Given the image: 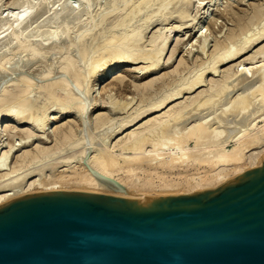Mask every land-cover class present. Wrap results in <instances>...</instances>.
I'll list each match as a JSON object with an SVG mask.
<instances>
[{"label":"bare ground","instance_id":"bare-ground-1","mask_svg":"<svg viewBox=\"0 0 264 264\" xmlns=\"http://www.w3.org/2000/svg\"><path fill=\"white\" fill-rule=\"evenodd\" d=\"M2 1L0 0V70L9 65L7 54L10 51L29 52L31 60L21 58L17 62L20 68L26 67L29 62L37 63L41 59H45L50 53H55L60 55L61 58L57 68L66 74H70L73 77L75 87L81 92L78 90V92H75V88L73 91L71 86H68L59 77H56L59 79L52 81L49 79V82L45 80V83L43 81V84L40 83L38 86L39 82L36 84L37 82L34 83V80L23 75L15 84L14 82L9 84L12 81L8 80V83L1 87L0 146L2 145L1 139L3 135L9 136L15 130L16 123L20 124L25 120L34 124L35 129L39 127L37 129H40L42 134H45L42 136H45L44 138L47 140L49 134L52 133L51 135L55 137V143L53 147L50 145H47L48 147L38 145V143L33 149H26L20 152L19 155H15L17 156L14 161L15 165L10 168H7V165H9L7 160L10 158L9 156L14 155L13 150L16 146L12 145L13 143L11 146L9 143L10 147H6V151L4 150L0 153V178L2 179H0V205L4 201L21 196V194L25 195L23 193L30 191L34 185H38L42 191L62 190L64 187L62 180L66 175L62 171L59 173L55 171V168L62 163L65 166L63 171H69L71 179L74 178L83 183L94 184L98 187L97 193H108L128 198L139 195L135 188L140 185L137 180L140 174H144L145 178L151 175H155L158 178L163 176L161 180L163 182L162 185L165 187L193 181V188L189 191L191 192L196 187L200 190L216 187L224 181L250 169V167L260 166V159L264 156V0H253L254 4H252L254 7L251 6L253 7L251 14H248V10H246V13L242 14L243 16H239L240 20L238 18L239 22L236 23H239L238 30L236 27L233 30L229 28L230 32L227 33L226 31L228 36L224 41L217 39L219 42L215 39L217 44L215 43L216 46L214 44L213 48H216L209 51L211 52L210 57L208 56L209 60L207 59L208 57L206 58L208 63L206 62L207 60L203 61L207 65L206 68L204 67L205 69L199 70L202 65L201 68L196 67L199 71L195 70L197 72H192L195 68L190 67V70L192 69L190 72L194 74L190 76L191 73L183 72L188 76H186L187 79L185 78L182 81L181 77L183 76H181L179 81L182 82L174 81V84L178 83L175 87L173 86V89L169 87L172 84L171 82H173L171 81L167 86L171 91L165 92L154 100H152L155 98H152L154 94L152 96L148 94L151 96V100L150 98L147 100L143 97L146 94L144 90L149 91L148 88L153 87L152 84L155 79H151L152 81L148 80L143 85L144 95L141 94L142 99H137L139 102L133 103L134 95L133 97L129 96V98L131 97L130 100L127 97L126 100L125 97H123L124 100H122V97L117 98L116 94V97L114 94L104 95L107 97L105 100V97L101 95L103 97L100 98L104 100H100L106 103L103 107H107L110 110L107 113L126 114V116L122 117L121 123L119 125L116 124L117 127H114V125L110 126L114 129L107 127L108 131L113 129L110 134H107L108 131L106 130L107 133L105 131L102 136L92 133L94 129L92 128L93 130L91 131L90 127L87 126V123L90 126L87 118L90 121L93 120L92 124L97 129L103 128L105 125L108 126L107 124L111 123L113 115L110 117L109 114L104 112L97 114L93 112L94 116L92 112H89L94 107L89 108L88 105L91 102L85 105L84 99L89 97L88 94L90 95V92L95 91L94 85L103 78L114 76L117 72L116 69L123 63L144 62L147 65L142 68L143 71L150 70L152 66L154 68L155 65L160 64L161 56L167 49V43L173 33L178 34V31L182 29L200 27V24L207 17L206 11L201 16V20H198L197 25H194V19L197 20L200 8H206L208 0H206V4L205 0H104L103 6L96 9L97 11L95 12L91 11L92 1L95 0H76L77 5L68 2V0H11L10 4L5 8V10H9L5 16L2 15ZM194 1L195 3L199 2V4H196V7L199 8V12L195 13L197 15H195L196 18H194V15L191 16V8L194 5ZM246 1L251 4L250 0ZM257 1L258 4H256ZM211 2L215 4L216 0H209L210 7ZM213 4L212 7H214ZM197 8L195 9L197 10ZM216 8L215 10H217ZM231 11L237 13L235 8ZM223 12L227 13L226 10ZM232 12L230 14H233L236 20L239 14L236 16V13ZM217 14L219 13L217 12ZM245 15L250 17V21L245 18ZM223 16H227V14ZM259 17L262 22L259 21L260 19L257 20ZM242 20L248 22V28L251 27L253 24L251 21L254 20L256 22L259 21L258 24L261 22V25H258V27L255 22L256 29L254 27L255 30L248 29V32H246V24L240 28L243 25L240 24ZM172 22L174 24L177 23V25L170 28L161 27L164 25L168 26ZM152 25L159 26L146 39L145 33L148 32L147 30ZM211 25H214V23ZM201 29L202 26L195 31L199 32ZM210 29V32L213 31L212 28ZM207 35L209 37L208 33ZM201 36L199 38H201L200 45H202L198 47H201L200 51L205 52V48L208 46V38L206 39L204 35ZM256 45L258 47L260 45L261 48L257 47V50H253L255 52L251 54V62L248 60L250 62L249 65L247 64L248 67L242 69L243 66H241L240 69L239 66L240 70L237 69V71L233 72L234 69H231L233 66L231 65L229 68V65L228 69L226 67V70H221L228 62L242 53L251 51ZM6 47L8 48L7 50ZM93 51L94 53H92ZM206 53L203 55L207 56L208 53ZM84 57L86 58L85 60L88 59V62L90 60L91 62L87 65L88 68H85L87 71L79 72L81 66H79L78 62L85 61ZM246 58L249 59V57ZM88 62L86 63L88 64ZM83 63L81 64L83 65ZM184 63L185 67H187L186 60H184ZM199 63L202 62L200 61ZM199 63L197 62L196 66ZM180 65H184L182 61ZM84 66L87 67L86 65ZM157 68L159 69V67H156L154 70ZM178 68H181V66ZM178 68L176 67V70ZM187 69L189 68H185V70ZM229 69L232 71H228ZM53 70L50 67L37 72V75L40 78L48 79L50 74L55 73ZM177 71L179 72L180 69ZM161 72L163 73V71ZM174 72L167 70L164 71V74L169 76L170 73ZM179 73L182 75V72ZM164 74L163 77H159L162 81L166 80ZM208 74L212 78L208 79ZM172 75L170 77L176 78L172 79L169 77V79H179L177 77L180 75L174 77ZM216 77L219 78L216 79ZM90 80L93 81V84L88 85L87 83ZM167 81L168 78L165 84ZM118 84H123L122 78L118 79ZM35 85L38 86L37 88H41L37 90L39 91L37 94L41 93V100H37V97L34 99L32 98L33 96L31 97L32 90L36 91L34 89ZM136 85L134 84V88L137 89L139 87L140 89V85ZM203 85L210 86L195 93ZM239 85L241 92L238 88L235 89ZM157 86L156 84L155 87ZM162 86L164 87V84ZM159 87L161 89L160 84ZM234 90L239 91V93L233 94ZM160 92L162 93L163 91ZM138 93L140 94V92ZM86 101L88 100L86 99ZM92 105L96 106V102ZM132 105L134 109L137 106L134 113H131ZM130 107L131 111H129ZM213 108L214 113L216 110L218 112H216L215 116L210 115V112L212 113L210 110ZM205 109L210 112L204 113ZM218 109H220V112ZM202 111L204 114L201 113ZM64 113H73L74 116L78 115V124L74 121L77 126L75 124L74 127L72 123L67 122L66 126L54 127V120ZM8 117H15L14 120H18V122L15 124L6 123L2 130L3 123L7 122ZM118 117L121 118L120 116ZM260 122L261 124H259ZM78 126L80 128L76 129ZM87 127L91 132L87 131ZM20 131H26L24 133L27 134L30 128L29 130L21 129ZM105 133L107 134L106 136ZM100 134L99 132L98 135ZM24 135L19 137L21 139L27 137L25 142H23L24 140L22 141L23 143L20 142V139V143H18L21 144L20 149L30 142V138L36 136L33 131L25 135V137ZM96 136L98 137L96 142H99L103 136L105 138L103 137L102 143L99 144L95 142ZM10 139L12 138H9L7 143ZM47 140L45 141L47 142ZM41 142H44V140ZM190 143H193V145H190ZM230 145L231 147L229 148ZM255 149L256 151H254ZM42 159H45V162H48L47 160L49 159L50 164L47 163L49 166L45 162H41L42 164L39 163L40 165L37 166V161H43ZM34 162H37L36 165H33L35 167L31 166L30 168L29 165L35 164ZM27 166L29 168H25ZM46 166L58 174L53 172V175L51 170V174L48 175L46 173L45 175L44 170L42 171L41 169L46 168ZM78 169L82 171H78ZM35 172L40 173L41 177H31L32 180H29L30 176L34 175ZM122 172L125 175H119ZM172 174L175 175L172 180L167 181L164 179V177H169ZM51 178L60 179L48 181ZM106 178L118 181L126 187V191H121ZM143 181L147 180L143 179ZM145 185H147L146 182L141 184V186Z\"/></svg>","mask_w":264,"mask_h":264},{"label":"water","instance_id":"water-1","mask_svg":"<svg viewBox=\"0 0 264 264\" xmlns=\"http://www.w3.org/2000/svg\"><path fill=\"white\" fill-rule=\"evenodd\" d=\"M0 264H264V156L191 193L53 190L4 201Z\"/></svg>","mask_w":264,"mask_h":264},{"label":"rangeland","instance_id":"rangeland-1","mask_svg":"<svg viewBox=\"0 0 264 264\" xmlns=\"http://www.w3.org/2000/svg\"><path fill=\"white\" fill-rule=\"evenodd\" d=\"M195 1H198V0H195ZM195 1H194V5H193V7L191 8L192 9V13H191V16H195L196 14L195 13H198L199 12V8H197L196 6V4L198 3L199 4V2H197V3H195ZM199 1H201V0H199ZM218 1V2H217ZM242 2V3H240V2ZM10 2H11V0H3L2 1V4H3V7H2V11H3V14L2 15H7V13L9 12V10H5V8H7V5L8 4H10ZM68 2H71V3H73V4H75V5H77V1L76 0H68ZM237 2H238V4H237ZM250 2H251V4H249V1H246V0H216V3L215 4H213L212 2L210 3V5H211V7L209 6V0H208V3H207V1L205 0V4L207 3V6H206V8H204V9H201L200 8V12L199 13H201L200 15H199V13L196 15L198 18H196V16L194 17V18H196L197 20H195L194 19V25H197V23L201 20V16H203L204 15V11H206V15H207V17L205 18V20L202 22V24H200V27L202 26V29L199 31V32H197V31H195V30H197V29H199L200 27H198V26H196V28L195 29H182V30H180V31H178L179 33L178 34H175V33H173L172 34V37H171V39H170V41L167 43V49L165 50V52L163 53V55L161 56L162 58L160 59L161 61H159L160 62V64H157V65H155L154 66V68H152L151 67V69L150 70H142V68H144V66H146L147 64L146 63H144V62H137V63H134V64H127V63H123L120 67H118L117 69H116V73H115V75L114 76H112V77H110V78H103V79H101V80H99V82L96 84V85H94V88H95V91L94 92H90V95L88 94V96L89 97H87L86 96V94H85V96L87 97V98H85L84 100L86 101V99L88 100V101H84V103H85V105H87V104H89V102H91L88 106H89V108H92V107H94V109L93 110H89V112H94L95 114H97V113H107L108 111H110L109 110V108L107 109V107H103V106H105L106 105V103H103L104 101H102V100H106V98L107 97H105L106 95L107 96H109L110 94H114V96L116 97V95H117V98H120V97H122V100H124V98L123 97H125V100H126V97L127 98H129V96H131V97H133V95H134V102L133 103H135V102H139L138 100H139V98H141V94L142 95H144V93H146L143 97L144 98H146L147 100H149V98L152 96V94H154V96H152V98L153 97H155V98H153L152 100H154V99H156L157 97H159V96H161L162 94H164L165 92L167 93V92H169V91H171L170 90V88L171 89H173L176 85H177V83L178 82H182V81H184L185 80V78L187 79V75H185L186 73L187 74H190V76L191 75H193L192 74V72L193 71H195V70H197V68H201V66H202V68L201 69H199V70H202V69H205L206 68V66L207 65H205L206 64V62L208 63V60H209V55H210V53L211 52H209V51H211V49H215V48H213L214 46H216V40L217 39H219V40H221V41H224V39L225 38H227V33H229L230 31H229V28L230 29H232L233 30V28L234 27H236V29L238 30L239 29V23L238 24H236L237 22H239L238 20H240V18H239V16H243L242 14L243 13H246V10H248V14L250 13L251 14V9L254 7L253 6V4H254V1L253 0H250ZM103 3H104V0H95V1H92V6H91V11L92 12H95V11H97L96 9H98V8H100V7H102L103 6ZM245 3V4H244ZM253 3V4H252ZM212 4L214 5V7H212ZM231 4V5H230ZM256 4H258V1L256 2ZM228 5H230V6H228ZM218 6V7H217ZM251 6H253V7H251ZM210 7V8H209ZM217 7V8H216ZM227 7H232L233 9L235 8V11H237V13L236 12H234V13H236V20H235V17L233 16V14H230L232 11L231 10H233L232 8L230 9V8H227ZM264 7V6H263ZM194 8V9H193ZM195 8H197V10L195 9ZM207 8H209V10H207ZM215 8L217 9V10H215ZM229 11H228V10ZM215 10V11H214ZM224 10H226L227 11V13L226 12H223ZM264 10V9H263ZM231 11V12H230ZM242 11H244V12H242ZM208 12V13H207ZM214 12V13H213ZM217 12L219 13V14H217ZM230 12V13H229ZM232 12V13H233ZM238 12H240L241 13V15H240V13H238ZM227 14V16L229 17V16H231V17H229V19H228V17L227 16H223V15H226ZM222 15V16H221ZM235 15V14H234ZM214 19H217V20H214ZM227 19H226V18ZM239 18V19H238ZM245 18L247 19L248 18V20L250 21V17L249 16H247L246 17V15H245ZM214 20V22H213V20ZM238 19V20H237ZM245 19V20H246ZM260 19V20H259ZM199 20V21H198ZM212 22H211V21ZM233 20V21H232ZM245 20H242V21H240V24H243V25H241V27L240 28H242L243 26H244V24H248V20H246V21H248V22H246ZM252 20V19H251ZM257 20H259V21H261V18L259 17ZM259 21H251L253 24V26L251 25V23H250V25H251V29L250 28H248V25H247V29H245V27H244V29L245 30H247L246 32H248V29L249 30H255L256 29V26H255V24L257 23V26L258 25H261V22H260V24H258L259 23ZM217 22V23H216ZM234 22H235V24L237 25H235L234 24ZM241 22H243V23H241ZM246 22V23H245ZM256 22V23H255ZM213 24L214 23V25H211V24ZM218 24V25H217ZM174 25H177V23H175L174 24V22H172V23H169L168 24V26L167 25H164V26H161V27H172V26H174ZM235 25V26H234ZM158 26L159 25H152L147 31L148 32H146L145 33V38L146 39H148L151 35H152V33L158 28ZM212 26V27H211ZM214 26V27H213ZM206 27V28H205ZM254 27H255V29H254ZM259 27V26H258ZM210 28H212V30L213 31H209V29ZM222 28V29H221ZM253 28V29H252ZM206 29V30H205ZM235 29V28H234ZM166 30V29H165ZM205 30V31H204ZM211 30V29H210ZM194 31V32H193ZM218 31H220V32H218ZM221 31H223V32H221ZM226 31H227V33H226ZM177 32V31H176ZM200 32H202V34H200ZM204 33V34H203ZM207 33L209 34V37H208V35H207ZM199 34H200V36L201 35H204V36H206V39L208 38V40H207V44H208V46H207V48H205L206 50H205V52H203L202 50L200 51L199 49L201 48H199L198 46L200 45V42H201V38H202V36H201V38H199L200 36H199ZM210 34H211V36H210ZM226 35V37H224ZM241 35V34H240ZM239 35V36H240ZM204 36H203V38H204ZM217 38H216V37ZM220 36V37H219ZM242 36V35H241ZM197 37H198V39H197ZM215 37V38H214ZM219 37V38H218ZM216 39V40H215ZM196 40V41H195ZM203 40V39H202ZM219 40H217V41H219ZM203 42V41H202ZM220 42V41H219ZM198 43V44H197ZM216 43V44H215ZM264 43V42H263ZM215 44V45H214ZM262 44V43H261ZM260 44V45H261ZM193 45V46H192ZM197 45V46H196ZM202 45V44H201ZM200 45V46H201ZM214 45V46H213ZM260 45H259V47H258V45H256L251 51H247V52H245V53H242V54H240L238 57H236L235 59H233L232 61H234V62H232V61H230V62H228L226 65H225V67L223 66L222 68H221V70L223 69V71L224 70H226L225 68L227 67V69H228V66H229V68L231 67V65L234 67H236V69H235V67L233 68H231V69H234L233 70V72H235V71H237V69L238 70H240L241 69V66H243L242 67V69L243 68H246V67H248V65L250 64V62H251V60H250V57H251V54H253L252 52H255V51H253V50H255L257 47L258 48H261L260 47ZM264 45V44H263ZM262 46V45H261ZM198 48V49H197ZM257 48V49H258ZM8 48L6 47V50H7ZM256 49V50H257ZM197 50V51H196ZM199 51V52H198ZM206 51H207V53H208V55L207 56H205V55H203L204 53H206ZM215 51V50H214ZM200 52H202L201 54H200ZM74 53H76V52H74ZM92 53H94V51L92 52ZM206 53V54H207ZM214 52H213V50H212V54H213ZM93 56V55H92ZM209 56V57H208ZM86 57V56H85ZM84 57V60L87 58H85ZM201 59H204V60H201ZM208 57V58H207ZM246 57H249V59L248 58H246ZM7 58L9 59V65L7 66V67H5L3 70H0V90H1V87H3V85H5V83L7 84L8 83V80H11L12 82L11 83H9V84H12L13 82H14V84H15V82L17 81H19L20 79L19 78H21V76H25V77H27L28 76V78H30L31 80H34L33 82L34 83H36V84H38V82H39V84H38V86L40 85V83L41 84H43V83H45V80H49L50 79V81H52V80H56V79H59V78H62L64 81H65V83L68 85V86H71V88H72V90L74 91L75 89V92H78V91H80L81 92V90H79L77 87H75V84L73 83L74 81H73V77L70 75V74H66L65 72H63L62 70L60 71L59 70V68H57V66L59 65V60L61 59L60 58V55H56L55 53H50L45 59H41L40 61H38L37 63L36 62H29V63H27V66L26 67H24V68H20L19 67V63H17L19 60H21V58H24V59H28L29 61L31 60V56H30V54H29V52H19V51H10V52H8V54H7ZM208 60H207V59ZM83 59V58H82ZM246 59H247V61H246ZM258 60H261L260 58H257ZM184 60H186V64H187V67L189 68V69H187V70H185V68H187V67H185V63H184ZM199 60V61H198ZM207 60V61H206ZM250 62H249V61ZM80 61V60H79ZM86 62H88V59L87 60H85ZM85 61H82V62H84L83 63V65L81 64L82 62L80 61V62H78V64H79V66H81L80 68H81V70H80V68H79V66H78V68H79V72H82L83 70L84 71H87L86 69L88 68V66L87 65H89L90 64V62H91V60L88 62V64L85 62ZM183 62V66H184V69H183V66L182 65H180V62ZM202 62V63H199V62ZM203 61H206V62H203ZM244 61V62H243ZM188 62V63H187ZM199 63L200 64V66H199V64H197L198 66H196V63ZM241 62H243L242 64H241ZM36 63V64H35ZM205 63V64H204ZM77 64V65H78ZM144 64V65H143ZM182 64V63H181ZM241 64V65H240ZM248 64V65H247ZM84 65H86L87 67H85ZM181 66V68H178V67H180ZM244 65H245V67H244ZM193 66V67H192ZM239 66H240V69H239ZM50 67H52L54 70V72H52V73H54V74H50L51 75V77H50V75L47 77L48 79H43V78H40L37 74V72H40V71H42V70H46V69H48V68H50ZM156 67H159V69L157 68L156 70H154ZM167 67V68H166ZM176 67L178 68L177 70H179L180 69V71L179 72H182V75H180L181 73H179L177 70H176ZM190 67L191 68H195L194 70H192V72H190L191 70H190ZM197 67V68H196ZM205 67V68H204ZM238 67V68H237ZM86 68V69H85ZM103 68V67H102ZM163 69V70H162ZM176 70V72H178V73H176V72H174L175 70ZM185 70V71H183V70ZM231 69H229L228 71H230ZM154 70V71H153ZM158 70V71H157ZM170 71V70H172L174 73H170V75L169 76H166V74H164V71ZM188 70H189V72H188ZM199 70H197V71H199ZM152 71V72H151ZM161 71H163V73L161 72ZM197 71H195V72H197ZM232 71V70H231ZM183 72H186V73H183ZM87 73V72H86ZM176 73V75H174ZM163 74L165 75L164 77L166 78V80H167V78H168V81H169V83H168V81L166 82V84H165V81H162L161 79H159V77H163ZM173 74V75H172ZM184 74V75H183ZM179 76V77H177V78H179V79H176V80H171V79H169V77L170 76ZM181 76H183V77H181ZM187 76V77H186ZM56 77H59V78H56ZM119 77V78H118ZM180 77H181V79H183L182 81H179V80H181L180 79ZM123 79V84H118V79ZM159 80H158V79ZM170 78H172V77H170ZM174 78H176V77H174ZM174 78H172V79H174ZM207 78L208 79H210V78H212V76L211 75H207ZM217 78H219V77H216V79ZM19 79V80H18ZM35 79H37V80H35ZM38 79H40L39 81H38ZM151 79H155V81H156V83H155V81L153 82V84H152V86L153 87H150V88H148V90L151 92H149V91H146V90H144L143 89V85H145L147 82H148V80H150V81H152ZM15 80V81H14ZM178 80V82H176V84H174L175 82L174 81H177ZM44 81V82H43ZM46 81V82H47ZM89 81V80H88ZM92 80H90V82L89 83H87L88 85L89 84H93V81L91 82ZM158 81V82H157ZM171 81H173V82H171ZM210 81V80H209ZM10 82V81H9ZM43 82V83H42ZM49 82V81H48ZM146 82V83H145ZM161 82V83H160ZM164 82V83H163ZM170 82L172 83L171 85H169L170 84ZM86 83H85V85H86ZM155 83V84H154ZM208 83V82H207ZM134 84L136 85H140V89H139V87L137 88V89H135L134 88ZM156 84L158 85L157 87H155L156 86ZM159 84H160V86H161V89H160V87H159ZM164 84V87H165V85H166V87L169 85V87H163L162 85ZM74 85V86H73ZM87 85V86H88ZM136 85V86H137ZM155 85V86H154ZM36 87H34V89H36V91H34V90H32V93H31V97L34 99V98H36L37 97V100L38 99H40V94H37L39 91H37L39 88H37L38 86L37 85H35ZM174 86V87H173ZM204 86V87H203ZM203 86H201V87H199L197 90H196V92L195 93H197V92H200V91H202V89H207L210 85H203ZM208 86V87H207ZM100 87V88H99ZM162 87H163V89L164 90H166V91H164L163 89H162ZM207 87V88H206ZM75 88V89H74ZM158 88V89H157ZM169 88V89H168ZM238 88V90L241 92V88H240V85H239V87L237 86L235 89H237ZM41 89V88H40ZM141 90V91H139V90ZM160 89V90H159ZM78 90V91H77ZM143 90H144V93H143ZM158 90H159V92H158ZM168 90V91H167ZM41 91V90H40ZM146 91V92H145ZM160 91H163L162 93L160 92ZM237 90H234V92H233V94H238L239 93V91H237ZM33 92H35L36 94H37V96H36V94L34 93L33 94ZM138 92H140V94L138 93ZM142 92V93H141ZM108 93V94H107ZM116 94V95H115ZM139 94V95H138ZM148 94H151V96L150 95H148ZM101 95H105L104 97V99L103 98H100V97H103V96H101ZM146 95H148V96H146ZM195 95V94H194ZM146 96V97H145ZM39 97V98H38ZM130 97V98H131ZM42 98V97H41ZM89 98V99H88ZM130 98L128 99V100H130ZM100 99H102V100H100ZM138 99V100H137ZM142 99V98H141ZM140 99V100H141ZM41 100V99H40ZM108 100V99H107ZM150 100H151V98H150ZM88 102V103H87ZM96 102V106H94V105H92V104H94ZM98 103V104H97ZM90 105H91V107H90ZM136 105V104H135ZM88 106H87V108H88ZM107 106H108V104H107ZM131 107H133V109H134V106L132 105ZM131 107H130V109H129V111H131ZM136 108H137V106L135 107V109L133 110L132 109V111H131V113L133 112L134 113V111L136 110ZM204 111V110H203ZM203 111L201 112L202 114H204V113H206L207 114V112L209 113L210 111H212V113L210 112V115L211 116H215V114H217L218 112H217V110H216V112L214 113V108L212 109V110H206L205 109V111H204V113H203ZM218 111L220 112V109H218ZM93 113V115L95 116V114ZM114 112H112V113H107V114H109L110 115V117L112 118L111 119V123L110 124H107L108 126H104L103 128L105 129H103L102 127L101 128H95L93 125L94 124H92L93 123V120L92 121H90L89 120V118H87L88 120H87V122L89 121L90 123V126L88 125V123H87V126L88 127H90V129H91V131L93 130V132L92 133H96V135L97 136H102V133H104L106 130L108 131V128L107 127H110L111 125L113 126L114 125V127H117V125H119L120 123H121V121H122V117H124V116H126V114L124 115V114H119V113H114ZM130 113V114H131ZM117 116H116V115ZM58 115H60V114H58ZM115 115V116H114ZM118 116H120L121 118H119ZM129 116V115H128ZM77 117V118H76ZM76 118V119H75ZM78 118H79V116L78 115H76V116H74L73 115V113H64V114H62V115H60V117L58 118V119H56V120H54V122L53 123H55V125H54V127H56V126H63V125H67V122H69V123H72V125L74 126L76 123H77V120H78ZM126 118V117H125ZM15 119V117L13 118V117H8L7 118V122H5V123H3V126H2V130L4 129V127H5V124L6 123H16V122H18V120L16 121V120H14ZM121 119V120H120ZM76 123H75V122ZM29 121H27V120H25V121H23V123H16V128H15V130L14 131H12L11 132V134H9V136L8 135H6L5 133V136L3 135V138L1 139L2 141H1V146H0V153H2V151H6V149L8 148V144L10 143V145L12 144V145H14V146H16L15 148H14V150H13V156H9L10 158H8V162H7V164H9V165H11V166H9V165H7L8 167L7 168H10V167H13L12 165H15L14 164V161L16 160V158H17V156H15V155H19V153L20 152H22V151H24V150H26V149H33L34 147H35V145L36 144H38V145H45L46 147H48L47 145H50V146H52L53 147V144L55 143V140H54V138L55 137H53V135H51V134H49V137H48V140L47 139H45L44 137L45 136H42V135H45V134H42V131H40V129H37V128H39V127H36V129H35V125L34 124H32V123H28ZM74 123V124H73ZM78 124V123H77ZM77 124L75 125V126H77ZM117 124V125H116ZM259 124H261V122L259 123ZM92 125V126H91ZM116 125V126H115ZM33 126V127H32ZM74 126V127H75ZM87 127V128H88ZM29 128H30V131H27L28 133H32V131H33V133H34V135H36V136H34V137H32V138H30V142H28V144L27 145H25L24 147H22V149H20L21 147V144H18V143H20V142H22L23 140V142H25V139H27V137H25V135H27V134H25L24 132H26V131H20L21 129H27V130H29ZM34 128V129H33ZM80 128V126H78V128H76V129H79ZM93 128V129H92ZM110 128H113V127H110ZM32 129V130H31ZM90 129L88 128V130L87 131H89V132H91L90 131ZM96 129V130H95ZM103 129V130H102ZM114 129V128H113ZM113 129H112V131H113ZM100 130V131H99ZM86 131V133L88 134V132ZM97 131H98V134H99V132L101 133L100 135H98L97 134ZM103 131V132H102ZM107 131H106V133H107ZM110 131H111V129H110ZM110 131H108V133L107 134H110ZM111 131V132H112ZM36 132V133H35ZM21 133H22V135H24V137L25 138H19V137H23L22 135H21ZM24 133V134H23ZM105 133V136L107 135ZM15 135V136H14ZM37 135H39V136H37ZM14 136V137H13ZM96 136V139H95V142L97 141V137ZM8 137V138H7ZM38 137H40V138H38ZM104 137V136H103ZM103 137H101L102 139H103ZM7 138V139H6ZM9 138H12V139H10V141L7 143V141L9 140ZM18 138H19V140H18ZM37 138V139H36ZM100 138V137H99ZM105 138V137H104ZM20 139H21V141H20ZM39 139V140H38ZM53 140V142H52V140ZM102 139L99 141V142H96V143H102ZM43 141L44 140V142H41V141ZM45 140H47V142L45 141ZM20 141V142H19ZM49 141V142H48ZM16 142V143H15ZM22 142V143H23ZM17 144V145H15V144ZM7 144V145H6ZM11 145V146H12ZM190 145H193V143H190ZM7 147V148H6ZM10 147V146H9ZM52 147H50V148H52ZM231 147V145L229 146V148ZM6 148V149H5ZM75 149H77V148H75ZM254 151H256V149L254 150ZM69 152H70V150H69ZM12 153V152H11ZM61 154H63V153H61ZM13 157V158H12ZM16 157V158H15ZM12 159V160H11ZM46 159V158H45ZM45 159H42L43 161H37V162H34L35 164H30L29 166H30V168H31V166L32 167H35V166H33V165H36V163L38 164L37 166H39L40 164H42L43 162H45L44 160ZM10 160V161H9ZM48 162H45L46 163V165H47V163H49V159L47 160ZM42 162V163H41ZM13 163V164H12ZM40 163V164H39ZM50 164V163H49ZM49 164L47 165V166H49ZM45 165V164H44ZM64 165V163H62L61 165H59V167L57 166L56 168H55V171H57L58 173L59 172H64V175H66V177H64L63 178V180H62V184H63V189L62 190H83V191H92V192H97V190H98V187L97 186H95L94 184H91V183H83V182H80L79 180H76V179H74V178H72L71 179V176H69V174H70V172L69 171H63L64 169H65V166H63ZM29 166H27V167H25V168H29ZM46 166V168L44 167V169H41L42 171L44 170V173H45V175H46V173L49 175V174H51V173H57V172H55L54 170H52V169H48L49 167H47ZM24 168V169H25ZM251 168V167H250ZM23 169V170H24ZM48 169V170H47ZM52 170V171H51ZM59 170V171H58ZM41 171V172H42ZM46 171V172H45ZM50 171H51V173H50ZM78 171H82L81 169H78ZM54 173H53V175H54ZM57 173V174H58ZM38 173H36L35 172V174L34 175H32V176H30V179L29 180H32L31 179V177H33V178H35V177H41V174L38 176L37 175ZM42 174H43V172H42ZM44 175V176H45ZM119 175H121V176H123V175H125L123 172L122 173H120ZM140 177L139 178H137V180H138V182H139V184L140 185H137L136 186V190H137V192H139V195H168V194H180V193H191V192H194V191H198V190H200L198 187H196L195 188V190H193V191H191V192H189L192 188H193V185H194V182L193 181H189V182H184V183H182V184H175L174 186H167V187H165V186H163L162 184H163V182H162V177L163 176H161L160 178H158V177H156L155 175H151L150 177H147V178H145V175L144 174H140L139 175ZM43 177V176H42ZM173 177H175V175L174 174H172V175H169V177H164V179H166L167 181H169V180H172V178ZM1 179V178H0ZM60 178H51V179H49L48 181H51V180H59ZM143 179H146L147 181H143ZM2 180V179H1ZM33 180H35V179H33ZM144 182H146V184L147 185H145V186H141V184L142 183H144ZM36 191H42V189L40 188V187H38V185H34V186H32L31 187V189H30V191H28V192H26V193H30V192H36ZM26 193H23V194H26ZM108 194V193H107ZM22 195V194H21Z\"/></svg>","mask_w":264,"mask_h":264}]
</instances>
